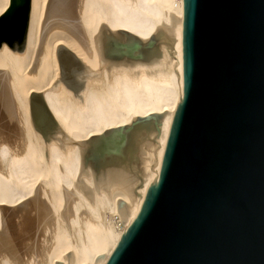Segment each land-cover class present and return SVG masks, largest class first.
I'll return each mask as SVG.
<instances>
[{"label":"bare ground","instance_id":"obj_1","mask_svg":"<svg viewBox=\"0 0 264 264\" xmlns=\"http://www.w3.org/2000/svg\"><path fill=\"white\" fill-rule=\"evenodd\" d=\"M183 4L30 0L23 52L0 46V264L106 263L162 166L184 86ZM118 129L130 168L95 176L84 153Z\"/></svg>","mask_w":264,"mask_h":264},{"label":"water","instance_id":"obj_2","mask_svg":"<svg viewBox=\"0 0 264 264\" xmlns=\"http://www.w3.org/2000/svg\"><path fill=\"white\" fill-rule=\"evenodd\" d=\"M184 86L158 178L105 264H264V0H184ZM30 0L0 46L22 53Z\"/></svg>","mask_w":264,"mask_h":264},{"label":"rangeland","instance_id":"obj_3","mask_svg":"<svg viewBox=\"0 0 264 264\" xmlns=\"http://www.w3.org/2000/svg\"><path fill=\"white\" fill-rule=\"evenodd\" d=\"M133 44L131 42L130 43L131 46L126 45V49L123 48L124 46L122 47L120 45L119 47H117V50L113 52L114 55L119 56V55H124L127 53L131 54L132 49L138 46L136 42H133ZM151 118L152 116L150 115L143 117L140 123V126L148 127L151 122L150 121ZM118 130L116 131L114 130V132H112L108 136L101 137L94 144L91 143L90 147L85 151L84 157L86 160L84 159V162L88 165L90 163V166L92 164L91 169L93 173L95 174V176H98V174L101 173L105 167H107L108 165H111L112 162H113L112 164L117 163V164H121L124 167H127V166L129 167L127 160L131 159V156L129 157L131 147L128 148L129 146V144L127 143L128 141L125 142L128 139L127 138L128 135L124 131L122 130L118 131ZM125 143L127 144V147L125 146L126 145ZM125 149L127 151H125Z\"/></svg>","mask_w":264,"mask_h":264}]
</instances>
